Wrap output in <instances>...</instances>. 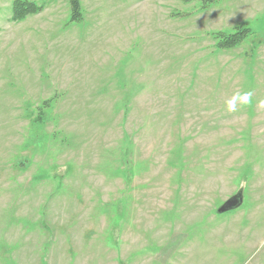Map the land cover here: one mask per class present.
<instances>
[{
  "label": "rangeland",
  "instance_id": "1",
  "mask_svg": "<svg viewBox=\"0 0 264 264\" xmlns=\"http://www.w3.org/2000/svg\"><path fill=\"white\" fill-rule=\"evenodd\" d=\"M29 1L0 0V264H264V0Z\"/></svg>",
  "mask_w": 264,
  "mask_h": 264
},
{
  "label": "trees",
  "instance_id": "2",
  "mask_svg": "<svg viewBox=\"0 0 264 264\" xmlns=\"http://www.w3.org/2000/svg\"><path fill=\"white\" fill-rule=\"evenodd\" d=\"M72 8L71 22H78L81 18L79 0H69ZM207 4L216 0H204ZM13 19L20 21L31 14H37L41 11L42 6L29 0H14L13 2ZM219 36V48L231 49L240 45L250 34L249 30L237 31L232 34L224 32L217 33Z\"/></svg>",
  "mask_w": 264,
  "mask_h": 264
},
{
  "label": "clouds",
  "instance_id": "3",
  "mask_svg": "<svg viewBox=\"0 0 264 264\" xmlns=\"http://www.w3.org/2000/svg\"><path fill=\"white\" fill-rule=\"evenodd\" d=\"M252 93L251 92H244L238 93L232 100H230L227 104L228 111H236L237 104L239 103L240 106L246 105L251 102Z\"/></svg>",
  "mask_w": 264,
  "mask_h": 264
},
{
  "label": "water",
  "instance_id": "4",
  "mask_svg": "<svg viewBox=\"0 0 264 264\" xmlns=\"http://www.w3.org/2000/svg\"><path fill=\"white\" fill-rule=\"evenodd\" d=\"M243 202V195L240 193L228 199L219 209V213H224L239 207Z\"/></svg>",
  "mask_w": 264,
  "mask_h": 264
}]
</instances>
